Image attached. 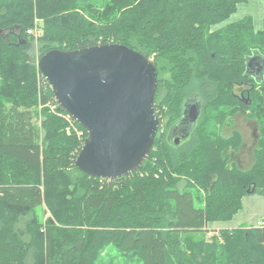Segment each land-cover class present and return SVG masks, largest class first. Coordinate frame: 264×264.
I'll list each match as a JSON object with an SVG mask.
<instances>
[{
  "label": "trees",
  "instance_id": "trees-1",
  "mask_svg": "<svg viewBox=\"0 0 264 264\" xmlns=\"http://www.w3.org/2000/svg\"><path fill=\"white\" fill-rule=\"evenodd\" d=\"M249 0H0V264H114L113 245L142 264H264V227L215 230L251 193L264 196L263 27L248 16L224 23ZM52 49L118 43L156 66L160 127L148 159L112 179L79 170L87 137L68 133L53 90L30 58ZM235 86L248 87L244 99ZM193 87L204 99L186 141L169 132L184 117ZM56 112L67 114L59 105ZM259 129L254 164L229 166L242 135L223 134L235 114ZM112 262V261H110Z\"/></svg>",
  "mask_w": 264,
  "mask_h": 264
},
{
  "label": "water",
  "instance_id": "water-1",
  "mask_svg": "<svg viewBox=\"0 0 264 264\" xmlns=\"http://www.w3.org/2000/svg\"><path fill=\"white\" fill-rule=\"evenodd\" d=\"M38 68L60 108L87 132L75 161L79 170L112 179L144 164L160 127L154 109L158 71L151 60L127 45L109 43L52 49ZM199 115L197 104L184 114L192 123Z\"/></svg>",
  "mask_w": 264,
  "mask_h": 264
},
{
  "label": "flooded vegetation",
  "instance_id": "flooded-vegetation-1",
  "mask_svg": "<svg viewBox=\"0 0 264 264\" xmlns=\"http://www.w3.org/2000/svg\"><path fill=\"white\" fill-rule=\"evenodd\" d=\"M263 64L264 63L262 59L259 58L258 56L249 58L248 59V73L250 75H253L256 79L260 78ZM246 88L248 87L235 86L234 90H235L236 95L239 98L244 99L243 89L245 90ZM194 104H197L198 107H200V113H201V109L204 106V99L198 93L194 97L189 96L185 102L184 114H186L187 117L190 115L191 108L193 107ZM240 118H243L246 121V124H248L250 127V132H251V137H252L251 142H247L246 140H244L243 132L241 131L237 123ZM233 119L235 120L233 130L234 132H238L242 135L243 142H242V145L238 149H236L238 150V152L236 150L228 151L227 154H228L229 162L233 161L235 162V164H239L240 166H245L243 168H246V167L249 168L254 164L255 158H256V151L259 148V139H260L259 129L257 128L256 123L250 120L245 114L238 113V114H235L233 118L223 126L222 131L223 129L229 128ZM187 120L188 121L179 122L169 132V137L171 138V141L174 144H176V141L179 139L186 140V138L189 137L190 132L192 131V128L195 123H192L189 120V118ZM242 148L244 149L243 154L241 151Z\"/></svg>",
  "mask_w": 264,
  "mask_h": 264
},
{
  "label": "rangeland",
  "instance_id": "rangeland-1",
  "mask_svg": "<svg viewBox=\"0 0 264 264\" xmlns=\"http://www.w3.org/2000/svg\"><path fill=\"white\" fill-rule=\"evenodd\" d=\"M263 3H264V1H262V0H251L248 3L239 4L238 5L239 6L238 7L239 11L237 10V12L235 14H233L224 23L214 25L211 30H216L218 28L223 27L224 24H226L228 22H231V21H234L233 16L234 17H236V16L240 17L242 15L240 13L241 10L242 11L244 9L248 10L244 6H252V7H254V5H257V4H261V6H263ZM262 12H263V10L260 11V14H257V12L253 11V14L255 16V23L254 24H255L256 28H261L263 26V18L261 16ZM31 30H32V33H30V34L35 37V42L32 44V47L30 49V58L38 66V61L40 59V53L41 52H40L39 44H38V41L36 40V38H38L42 34V31H43V22H42V20L36 19L35 25H34L33 28H31ZM193 89H194V87H193ZM194 92H196L195 89L193 90V95L191 94V97L196 96L197 93H194ZM53 112L55 114H57L58 116H61L62 118H64L66 120V117H65L66 114L56 112V110H53ZM237 123H238L241 131L243 132L244 140H246L247 142H251V138L252 137H251V132H250L249 125L246 124V121L243 118H240ZM223 134L226 135V133H223ZM179 140H180L179 141L180 143L183 141L182 139H179ZM236 151L238 152V150H236ZM241 151H242V154H243L244 153V149L242 148ZM229 166H235V167H238V168L245 167V166H240L239 164H230V163H229ZM245 169H247V167ZM213 235H214V233H210V232L207 233V237L208 238L212 237ZM107 251H108V254L106 255V261L108 263H114V264H142V262H138L136 260H129L126 256L122 255L113 245L108 246L107 247ZM110 261H112V262H110Z\"/></svg>",
  "mask_w": 264,
  "mask_h": 264
},
{
  "label": "crops",
  "instance_id": "crops-1",
  "mask_svg": "<svg viewBox=\"0 0 264 264\" xmlns=\"http://www.w3.org/2000/svg\"><path fill=\"white\" fill-rule=\"evenodd\" d=\"M248 2H245V3H248ZM244 7L248 10H245V9L243 11L241 10L240 13L242 15L240 17L233 16L234 21L250 16L253 18V21L255 23V16L253 14V11L257 12V14H260L261 10H263L261 16L264 20V3H263V6H261V4H257V5H254V7L252 6H244ZM261 28H256V29H261ZM234 122L235 120L233 119L229 128L223 129V133H226V135L224 134L225 136L233 135ZM229 163L235 164V162L233 161H230ZM242 202H243V208L231 220L224 221V222H214V223L208 224V229L210 230V233H214L213 231L219 230L222 228L235 229V228L244 227V226H248V227L249 226H263L264 227V196L256 194V193H251V194L246 195L243 198ZM260 222H262L263 225H259Z\"/></svg>",
  "mask_w": 264,
  "mask_h": 264
},
{
  "label": "built area",
  "instance_id": "built-area-1",
  "mask_svg": "<svg viewBox=\"0 0 264 264\" xmlns=\"http://www.w3.org/2000/svg\"><path fill=\"white\" fill-rule=\"evenodd\" d=\"M28 32L32 33V30H29ZM57 105H59V104L57 103ZM56 106H52V109L55 110ZM65 117H66V121H67V127H66L67 132L71 133V132L75 131L76 134L78 135V137L83 138L85 131L78 127V125H77L78 122L69 113H67L65 115ZM259 225H263V223L260 222Z\"/></svg>",
  "mask_w": 264,
  "mask_h": 264
}]
</instances>
